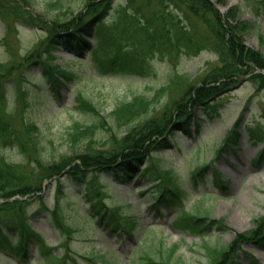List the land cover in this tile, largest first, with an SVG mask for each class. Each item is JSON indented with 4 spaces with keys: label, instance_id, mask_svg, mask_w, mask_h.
<instances>
[{
    "label": "rangeland",
    "instance_id": "1",
    "mask_svg": "<svg viewBox=\"0 0 264 264\" xmlns=\"http://www.w3.org/2000/svg\"><path fill=\"white\" fill-rule=\"evenodd\" d=\"M86 2L0 0V92L7 100V110L16 129L22 131L31 122L39 124L46 130L48 139L53 140L52 145L47 144L51 147V155L57 159L64 153L81 151V146L79 148L69 139V133L76 123H91L97 118L93 113L81 112L77 108L76 98L80 93L101 108L104 115L117 103L136 94L153 98L155 93L158 94L157 90L165 89L157 99H151L153 104L143 115L149 118L170 108L190 84L200 83L205 73L219 64L217 53L209 49L196 55L182 54L177 61L171 62L156 55L151 60L153 74L142 77L101 73L88 54L81 61L71 50L55 52L62 44L45 43L48 39L44 28L46 22L55 17L67 19L83 9ZM124 3V0H113L107 22L118 17L117 9ZM219 6L227 8L223 13L235 6L239 18L253 22L254 30L246 36L245 43L264 52V43L256 35L257 31L261 32L264 40V0H226ZM32 14L40 19L32 20ZM35 48L40 53H36L35 59L29 58ZM85 51L89 53V49ZM47 55L55 58V65L74 75L72 80L60 75L66 81L61 97L53 96L50 91L53 80L46 76L44 59ZM26 57L29 61L20 64ZM71 60L69 67L66 63ZM210 103V117L202 108L194 109L195 114L203 117L200 133L192 137L179 133L177 128L173 148L161 149L160 154L153 155L161 164L159 167L164 168L167 164L166 167L172 168L164 177L152 158L147 160L146 175H131L125 180H116L109 173L98 176L99 182L110 183L109 212L114 215L113 207H120L126 230H103L99 218L84 217V211L77 206L64 207L59 223L54 218L58 203L55 189H52L50 200L47 196L41 197V192L39 195L28 194L20 197L26 202L22 207L23 215L27 225L31 223L37 234L32 236L34 241L24 251L25 255L0 251V264H45L54 256L58 257L56 264H156L150 259L156 260L157 264H216L220 253L228 248L237 233L250 232L261 224L264 229V153L260 154L264 141L252 139L247 129L251 125L264 137V87H260L248 73L234 86L210 99ZM135 124L138 125L139 120L115 127L120 134L118 138L121 139ZM233 130L237 132L234 136L231 134ZM109 134L106 129L96 128L92 135L101 143L109 140ZM115 143L118 142L115 140ZM156 147L162 146L153 149ZM0 151L13 162L24 158L14 146L0 143ZM203 165H207L205 172L196 174ZM166 167L164 169H170ZM43 173L38 171L46 184L50 179L47 172ZM55 182L54 179L57 187ZM159 182L176 183L186 191L183 203L176 205L178 210L194 211L201 204L220 221V226L226 228H212L208 234L199 236L173 221L177 209L155 211L151 205L159 194V188L154 184ZM221 182L226 183V188L221 187ZM205 191L208 194L203 202H199ZM60 199V202L65 201ZM68 214L77 215L85 230H77L72 221H67L64 216ZM111 215L105 225L115 228L118 218ZM182 233H185L184 241L180 240ZM39 234L43 240L37 242ZM11 238L17 241V230ZM204 243L216 249L213 251L215 258ZM233 255L226 264H253L252 260L264 264V244L246 243Z\"/></svg>",
    "mask_w": 264,
    "mask_h": 264
},
{
    "label": "trees",
    "instance_id": "2",
    "mask_svg": "<svg viewBox=\"0 0 264 264\" xmlns=\"http://www.w3.org/2000/svg\"><path fill=\"white\" fill-rule=\"evenodd\" d=\"M112 2L87 0L85 7L71 17H55L46 22L44 28L48 32V39L45 43L70 42L81 61L84 60L85 50L89 49L88 56L96 68L107 74L150 76L153 74L151 60L156 55L171 62L177 61L182 54L196 55L204 49L215 51L219 64L207 71L200 83L190 84L184 95L170 108L149 118L143 115L148 113L153 104L151 99H157L165 89L157 90L158 94L155 93L153 98L136 94L129 100L117 103L112 111L104 115L101 108H97L91 99L80 93L76 98L77 108L81 112H91L97 118L92 119L91 123H76L73 126L69 139L79 148L81 146V151L64 153L58 159L51 155V147L47 144L52 145L53 140L48 139L46 130L39 124L31 122L22 131L16 129L7 110V100L0 92V143L17 147L20 154L24 155L22 160L13 162L0 151V251L24 254L33 240L32 236L37 234L31 228L28 218L30 224L25 222L22 207L26 202L20 197L39 195L41 192V197L47 196L50 200L52 189H55L58 203L54 218L57 222L60 223V212L64 207L77 206L87 215H96L105 223L110 216L106 208L110 188L105 180L99 182L98 176L101 173H113L123 179L132 174L143 176L148 172L147 160L152 158L164 177L172 168L166 167L167 164L165 167L170 169L159 167L161 164L157 163L153 155L160 154L162 147H172L176 143L177 128L179 133L192 137L200 133L203 117L195 114V108H202L210 117V99L234 86L248 73L260 87H264V74L255 72L257 68H264V52L245 43L246 36L254 30V24L239 18L235 6L223 13L217 4H224L226 0H124L125 3L117 9L118 17L107 22ZM30 18L34 21L40 19L36 14L30 15ZM256 35L264 43L261 32L257 31ZM30 53L28 57L35 59L40 50L35 48ZM28 57L20 64L28 62ZM44 62L46 76L53 80L51 92L53 96L61 97V89L66 81L60 75L69 80L74 75L55 65L54 57L50 55H47ZM134 120H139V124L129 127L119 139L120 134L115 127ZM96 128L109 131L107 142L100 143L93 137ZM247 129L252 139L264 141L258 129L251 125ZM234 133H237L236 130L231 131L233 136ZM157 145L162 147L153 149ZM263 153L264 150L260 154ZM206 167L200 166L195 173L203 174ZM38 171L42 174L47 172L50 181L45 184L44 177L38 175ZM154 186L159 188L153 203L157 209L162 206L174 208L178 203H183V190L176 183L167 185L159 182ZM60 198L65 201L60 202ZM113 210L114 215L111 217H117L119 224L115 230L125 229L120 207ZM64 217L72 221L77 230L84 229L77 215L68 214ZM176 223L182 229L200 235L212 228H226L225 225H219L220 221L212 217L209 209L200 206L194 211L182 208L177 214ZM15 230L19 231L16 242L11 238ZM37 236V242L43 240L40 234ZM251 242L264 244L262 224L250 232L237 233L228 248L220 253L216 264H226L245 243ZM206 246L215 258L213 251L216 249ZM56 260L58 257L54 256L45 264H56ZM150 262L157 264L154 259H150ZM252 263L260 264L256 260H252Z\"/></svg>",
    "mask_w": 264,
    "mask_h": 264
}]
</instances>
